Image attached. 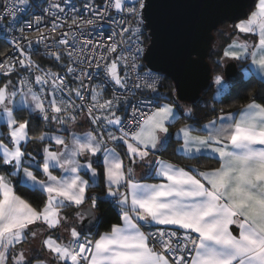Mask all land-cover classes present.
<instances>
[{"label":"snow or ice","instance_id":"snow-or-ice-1","mask_svg":"<svg viewBox=\"0 0 264 264\" xmlns=\"http://www.w3.org/2000/svg\"><path fill=\"white\" fill-rule=\"evenodd\" d=\"M0 44V264H264V0H3Z\"/></svg>","mask_w":264,"mask_h":264},{"label":"trees","instance_id":"trees-1","mask_svg":"<svg viewBox=\"0 0 264 264\" xmlns=\"http://www.w3.org/2000/svg\"><path fill=\"white\" fill-rule=\"evenodd\" d=\"M230 23H232V22H225L222 25H220L218 28L219 29H228ZM214 36H215L214 37L215 39H214L213 43H217L218 41L222 42V41H224V40L227 39L226 36H221L217 29L214 30ZM5 47H8V46L6 44H0V51H2ZM209 61L211 63V60L210 59H209ZM211 66H212V71H213L215 66L212 65V63H211ZM165 90L166 89H161V91H165ZM213 94H214L213 90L212 89H209L206 93L203 94V100L204 101H210L211 100V97L213 96ZM243 102L244 101H238L237 103H243ZM222 106L227 107V103H225ZM108 207H110V206L109 205H105V208H108ZM113 215H114V212H110L109 213V216H113ZM101 230H104V229L101 228Z\"/></svg>","mask_w":264,"mask_h":264},{"label":"water","instance_id":"water-1","mask_svg":"<svg viewBox=\"0 0 264 264\" xmlns=\"http://www.w3.org/2000/svg\"><path fill=\"white\" fill-rule=\"evenodd\" d=\"M2 1H3V0H0V6L2 5ZM225 22H232V21H231V20H225V21L221 22V23L218 25V27H219L220 25H222L223 23H225ZM214 30H215V28L212 30V33H211V36H212V37H215V36H214ZM213 41H214V39H213ZM213 41H212V42H213ZM205 59H206V63H207L208 66H209V67H208V71H209V73H211V72H212V66H211V63H210V61H209V59H208L207 57H206Z\"/></svg>","mask_w":264,"mask_h":264},{"label":"built area","instance_id":"built-area-1","mask_svg":"<svg viewBox=\"0 0 264 264\" xmlns=\"http://www.w3.org/2000/svg\"><path fill=\"white\" fill-rule=\"evenodd\" d=\"M2 5H3V1H2ZM2 5L0 7H2ZM104 28H105V30H108V24L107 23H104ZM49 66L51 67L52 65L49 64Z\"/></svg>","mask_w":264,"mask_h":264},{"label":"crops","instance_id":"crops-1","mask_svg":"<svg viewBox=\"0 0 264 264\" xmlns=\"http://www.w3.org/2000/svg\"><path fill=\"white\" fill-rule=\"evenodd\" d=\"M137 171L139 172V169H137Z\"/></svg>","mask_w":264,"mask_h":264},{"label":"rangeland","instance_id":"rangeland-1","mask_svg":"<svg viewBox=\"0 0 264 264\" xmlns=\"http://www.w3.org/2000/svg\"><path fill=\"white\" fill-rule=\"evenodd\" d=\"M230 25H231V23H230Z\"/></svg>","mask_w":264,"mask_h":264}]
</instances>
